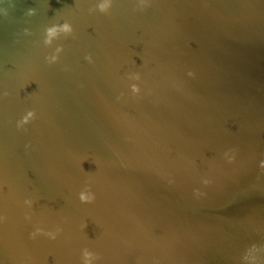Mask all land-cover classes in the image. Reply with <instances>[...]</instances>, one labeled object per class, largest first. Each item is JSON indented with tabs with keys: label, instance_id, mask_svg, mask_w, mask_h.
Here are the masks:
<instances>
[{
	"label": "water",
	"instance_id": "water-1",
	"mask_svg": "<svg viewBox=\"0 0 264 264\" xmlns=\"http://www.w3.org/2000/svg\"><path fill=\"white\" fill-rule=\"evenodd\" d=\"M100 2L0 0V264H264V0Z\"/></svg>",
	"mask_w": 264,
	"mask_h": 264
},
{
	"label": "clouds",
	"instance_id": "clouds-1",
	"mask_svg": "<svg viewBox=\"0 0 264 264\" xmlns=\"http://www.w3.org/2000/svg\"><path fill=\"white\" fill-rule=\"evenodd\" d=\"M109 4V0H101V2L99 3L98 7L100 8L101 11H105L108 7ZM47 37L45 39V44H51L52 40L54 38H56L57 36H59L61 33H71L72 32V26L68 23V22H64L62 24H54L51 27H49L47 30ZM61 51V48H57L56 49V53H59ZM49 62H55L58 59L57 55H52L50 57H48ZM90 59V58H89ZM189 76L193 75L192 72L188 73ZM133 80H139V74H136L132 77H130ZM130 89L131 92L133 94H138L140 92V87L138 84L136 83H132L130 85ZM33 116V112L29 111L24 117H22V119L20 121H18V127L23 124V123H27L29 118H31ZM227 155V153H226ZM228 159L231 160L232 157L228 156ZM261 165L264 166V161L261 162ZM204 183H208L207 180L204 181ZM81 199H84L83 194L81 195ZM30 203V202H28ZM42 231L41 229H37L36 232H40ZM35 233H33L34 235ZM47 235H49L51 238H55V233L49 232L47 233ZM95 257L94 254L92 252H90L89 250L85 249L83 251V264H93Z\"/></svg>",
	"mask_w": 264,
	"mask_h": 264
}]
</instances>
